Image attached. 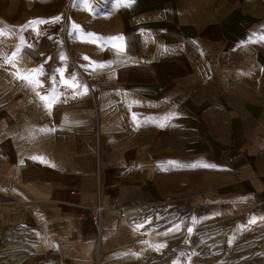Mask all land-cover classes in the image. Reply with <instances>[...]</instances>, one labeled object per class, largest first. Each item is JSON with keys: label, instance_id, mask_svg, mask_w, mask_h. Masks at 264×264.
<instances>
[{"label": "crops", "instance_id": "1", "mask_svg": "<svg viewBox=\"0 0 264 264\" xmlns=\"http://www.w3.org/2000/svg\"><path fill=\"white\" fill-rule=\"evenodd\" d=\"M240 14L193 0H0V27L11 30L0 36V200L52 212L73 246L94 237L98 208L100 247L109 235L140 254L165 249L182 224L124 225L102 205L186 194L264 220V85ZM32 69V83L19 78ZM193 244L190 233L173 243L169 264L195 258Z\"/></svg>", "mask_w": 264, "mask_h": 264}, {"label": "rangeland", "instance_id": "2", "mask_svg": "<svg viewBox=\"0 0 264 264\" xmlns=\"http://www.w3.org/2000/svg\"><path fill=\"white\" fill-rule=\"evenodd\" d=\"M193 2L204 5L209 11L230 10L242 14L240 15L249 29V37L256 47L257 57L261 60L259 71L264 85V41L257 39L264 33V0ZM262 156L264 159V151ZM128 197L110 201L101 208H119L131 204L132 199L143 200L146 201L145 204L125 209L129 211L139 208L140 213H128L125 217H120L117 213L124 225L126 222H135L143 224L144 228L156 227L161 231L164 227L179 222L182 224L179 231L166 236L165 249L140 254L135 242L115 240L113 245H109V235L104 237V243L108 242L106 248H101L100 234L94 224V212L91 222L94 237L85 244L73 246L74 243L67 239L70 235L66 227L50 225L52 212L43 213L28 208L22 210L21 204H8L5 200H0V264H169L173 255L171 245L187 237L189 233L194 237L193 246L197 256L182 258L181 264H264V220L253 225L250 223V218L254 216L252 212L221 214L209 210L203 203H195L196 200L186 194L157 196L139 193ZM205 214L212 216L200 220ZM28 218L37 221L38 225L40 221V225L34 222L33 227H28ZM44 221L48 224L47 227L42 225ZM189 226L192 227L191 230L187 229ZM30 228L34 230L33 242L29 241L26 234ZM62 238L65 239L64 242Z\"/></svg>", "mask_w": 264, "mask_h": 264}, {"label": "snow or ice", "instance_id": "3", "mask_svg": "<svg viewBox=\"0 0 264 264\" xmlns=\"http://www.w3.org/2000/svg\"><path fill=\"white\" fill-rule=\"evenodd\" d=\"M127 2L129 4H131L133 2V0H127ZM59 17H55L52 19V21H46V20H42V19H37V20H34V21H29L26 25L22 26L23 28H27L29 26H32V25H35V24H40V23H49V22H55L56 20H58ZM74 28H79V26H76V25H73ZM11 30L8 29L6 26L5 27H0V36H4V35H7ZM89 36H94V34H87ZM108 40H118L120 39L119 37H113V38H107ZM257 39L259 41H264V33H262L259 37H257ZM19 52V49H17V52L16 53H13V55L10 57V58H6L5 59V63H12L16 58H17V54ZM41 70L40 69H32V70H29V74L28 75H25V76H20L19 78L21 79H26L28 80L30 83H32V74H35V73H39ZM36 86H42L40 85L38 82H37V85ZM37 95H39V93H37ZM42 100L46 101L48 106L50 107L51 106V103L54 101L55 97L54 96H51V97H41ZM170 164H175V162H169ZM207 166V165H205Z\"/></svg>", "mask_w": 264, "mask_h": 264}, {"label": "bare ground", "instance_id": "4", "mask_svg": "<svg viewBox=\"0 0 264 264\" xmlns=\"http://www.w3.org/2000/svg\"><path fill=\"white\" fill-rule=\"evenodd\" d=\"M117 213L119 214L120 217H125V214H128V213H140L139 212V208H133V209H130L129 211H126L124 210L123 208L119 207V208H114ZM174 216V215H172ZM94 217H95V221H94V224L96 225V228L98 229L99 228V225H100V220H101V214H100V210L99 209H96V211H94Z\"/></svg>", "mask_w": 264, "mask_h": 264}, {"label": "built area", "instance_id": "5", "mask_svg": "<svg viewBox=\"0 0 264 264\" xmlns=\"http://www.w3.org/2000/svg\"><path fill=\"white\" fill-rule=\"evenodd\" d=\"M63 87L65 90H67L68 96L70 99H74V98L78 97L76 93H74L72 90H70L69 86L64 85ZM61 101H62V103L66 102L65 100H61Z\"/></svg>", "mask_w": 264, "mask_h": 264}]
</instances>
